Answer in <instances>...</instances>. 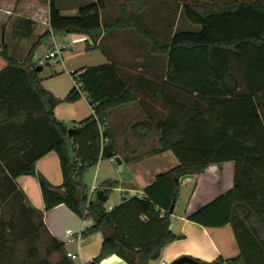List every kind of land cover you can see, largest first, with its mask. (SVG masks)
I'll return each mask as SVG.
<instances>
[{"label":"trees","instance_id":"16d2710c","mask_svg":"<svg viewBox=\"0 0 264 264\" xmlns=\"http://www.w3.org/2000/svg\"><path fill=\"white\" fill-rule=\"evenodd\" d=\"M42 2L49 5L54 34L88 35L94 42H87L90 50L97 47L103 28H134L153 55L166 56L167 70L160 77L117 62L82 67L81 81L94 113L69 134L55 108L81 95L73 88L64 99L56 97L43 87L39 64L32 63L35 50L51 33L39 37L25 63L12 58L4 44L0 185L8 195H20L35 225L46 232L44 214L60 204L91 219L93 224L83 235L102 232L97 263L116 254L126 264H149L178 238L169 228L170 209L179 193L176 177L233 162L232 187L187 212L186 218L204 227L232 226L240 254L219 257L218 264H264V0H179L180 14L198 28L171 32L168 41H161L129 13L131 2L141 11L146 0H126L111 24L102 21L106 0L81 7L76 16H63L56 0ZM129 102H136L146 115L131 125L134 137L144 140L157 131L160 149L172 151L179 164L158 174L142 195L107 210L104 202L89 196L84 174L99 160L116 156L106 142L108 119L114 107ZM51 151L60 160V185H53L36 168ZM21 175L37 176L43 210L28 204L15 181ZM51 239L59 250L64 248V242Z\"/></svg>","mask_w":264,"mask_h":264},{"label":"crops","instance_id":"0c3cea01","mask_svg":"<svg viewBox=\"0 0 264 264\" xmlns=\"http://www.w3.org/2000/svg\"><path fill=\"white\" fill-rule=\"evenodd\" d=\"M95 1L56 0L57 6L63 16H76L81 7ZM148 2L149 0H146V6L141 11L137 10V5H135L136 10L132 11V6L135 3L131 2L128 10L140 23L147 21L150 28H153L148 19ZM120 5L121 3L117 5L116 9L111 10L110 2L106 0V8L102 11L103 23L111 24L119 17ZM164 24H161L162 32L156 31V34H158V38L161 41L163 39L168 41L170 29H167ZM163 31L166 34L164 36L162 35ZM47 32L51 33L50 37L46 39L48 46H52L57 36H61L64 41L70 36L71 40L67 43L72 48V54L66 50L67 59L65 58V61L70 66H73L71 59L75 55L74 47L77 50V54H80L87 50V42L94 43L93 39L85 34H54L50 27L49 5L42 2V0H20V2L17 0H0V51L3 49V45L6 44L9 55L18 62L25 63L39 37ZM96 45L107 55V62L132 65L138 67L139 70H148L160 77H164L166 74V56L153 55L150 52L148 41L134 28L108 30L103 28ZM47 54L45 55V59H48ZM69 54L71 55L69 56ZM42 59V57L35 58L33 56L32 63L41 65L43 70L44 61ZM6 64L7 61L0 55V70ZM84 65L90 66L88 64ZM66 67L69 68L68 66ZM74 67H82V64ZM61 69V67L54 69L44 76L41 74L42 70L39 72L43 79V87L56 97L64 99L74 88V85L70 75ZM92 114V107L88 100L83 97L75 102H62L55 108L57 119L64 124L65 122H70V126L66 125L69 128L77 126L79 122ZM145 118V113L136 102L124 103L111 110L106 128V142L113 145L114 153L116 157H119L121 163L118 164L116 162L119 166L117 170L110 163L103 165L101 160L96 165L91 166L96 167L91 185L89 186L85 182L89 189L90 197L96 196L97 189L108 190V199L113 190L121 191L122 197L123 195L127 197L142 195L144 188L153 183L158 174L167 172L179 164V160L174 153H170V150L160 149V134L157 131H153L144 140H138L134 137L131 132V125ZM108 160L112 162L110 159ZM36 168L53 185L62 184L63 174L60 160L54 151L41 157L36 163ZM124 168H127V170L124 173H119ZM233 176L234 163L225 162L223 164H211L203 172L193 174L192 177L186 178L183 183H179V193L171 216L172 227L170 229L178 238L163 249L159 259L152 260L149 264H162V262L168 264L184 255L206 263H214L219 257L226 260L235 258L240 254L235 234L230 224L223 227H204L186 218L187 212L205 205L230 189L233 185ZM15 181L32 207L38 210L45 208L40 184L35 176L21 175ZM93 187L96 188L94 192L92 191ZM208 195H211L209 199H207ZM180 199L181 204L186 207L184 206V210L172 220ZM121 200L122 198L114 205H109V208H107L106 202H104L106 209L111 210L113 207L119 205ZM61 214H67L71 218L77 217L79 220L77 226H80V229L75 231L69 227V224L62 223V220L59 218ZM88 221L89 224L87 223V219H82L65 204H60L46 211L44 214V223L49 235L64 243L69 242L68 240L73 238L81 229L84 233L86 229L92 226L93 221L91 219H88ZM67 229H72L75 234L67 235ZM83 239L84 243L82 244ZM70 242L77 243V251L68 252L77 253L81 264H87L99 254L103 242V234L102 232H95L89 234L87 238H84L82 234L80 242L76 240ZM98 264H126V262L120 256L112 254L102 259Z\"/></svg>","mask_w":264,"mask_h":264},{"label":"rangeland","instance_id":"374dc122","mask_svg":"<svg viewBox=\"0 0 264 264\" xmlns=\"http://www.w3.org/2000/svg\"><path fill=\"white\" fill-rule=\"evenodd\" d=\"M125 1L126 0H109L111 10L116 9L119 3L123 4ZM135 5L136 4L132 6V11L136 10ZM147 12L149 14L148 19L153 28H150L147 21H142L141 24L152 32H162L161 24L163 23H165L164 25H166L167 29H170V33L186 29L196 30L198 28V26L195 28L196 26L189 23L180 14L179 0H149ZM162 35H166L165 32L162 33ZM55 39L57 43H67L71 40L70 36H68L65 41L61 36H57ZM52 48L53 44L52 46H48V44H46V40H44L34 53L35 58H43L44 69L41 71L43 76L49 74L54 69L60 68L54 59H45V55ZM67 50L72 54V48L70 46ZM74 53L75 55L72 56L71 59L73 66L68 65L67 61H65L66 66L69 68L78 69L84 67V64L92 66L107 63L108 61L107 55L104 54L98 47L86 50L84 53L80 54H77V50L74 47ZM71 54H69V56ZM65 58L67 59V53L65 54ZM81 64L82 67H74ZM65 73L67 72L65 71ZM65 125L70 126L71 123L65 122ZM170 153L173 152L171 151ZM101 163L103 165L110 163V165L116 170L119 167L117 163L109 162L106 158L101 159ZM95 168L96 167L89 168L86 171V175L84 174V183L86 182L89 186L91 185ZM125 170H127V168H124V170L119 173H124ZM35 177L38 180L37 176ZM110 194V198L106 201L107 208H109V205H114L122 198V192L119 190H113ZM210 196L211 195H208L207 199H209ZM29 205H31V203ZM184 206L185 205L181 204L180 199L172 220H174L175 217L182 210H184ZM25 207H28L27 203L20 195L10 197V195H8L5 191V185L4 187L0 185V264H81L79 256L75 258L67 256L68 251H77V243L66 242L64 243V248L59 250L53 243L51 235H49L43 228H38V226L35 225L37 221L30 216V214L25 210ZM59 218L62 220V223L69 224V227L73 230L76 231L80 229V226H77V223L79 222L77 217L71 218L67 216V214H61ZM87 223L89 224L88 219ZM88 236L89 235H84V238H87ZM83 243L84 239L82 241V244Z\"/></svg>","mask_w":264,"mask_h":264},{"label":"built area","instance_id":"2783aa9c","mask_svg":"<svg viewBox=\"0 0 264 264\" xmlns=\"http://www.w3.org/2000/svg\"><path fill=\"white\" fill-rule=\"evenodd\" d=\"M69 44L66 42H61L57 43L56 41L53 42V48L50 49L49 53L47 54L48 59H54L56 63L63 69L65 70L71 77L73 81V85L75 90L81 95V97L87 99L86 93L84 91V86L83 82L81 81V75L83 73V70L81 68H67L65 65V53L66 50L68 49ZM94 113V111H93ZM110 161L112 162H117L116 161V156H113L110 158ZM96 190L95 187L92 188V191L94 192ZM129 197L123 195L122 200H126ZM121 200V201H122ZM111 208V207H110ZM67 235H74V231L72 229H67L66 230ZM83 234V230L81 229L73 238L69 239L68 241H78L80 242L81 237ZM68 257L75 258L78 256V254L73 253V252H67ZM162 264H165V262H162Z\"/></svg>","mask_w":264,"mask_h":264},{"label":"water","instance_id":"95a60500","mask_svg":"<svg viewBox=\"0 0 264 264\" xmlns=\"http://www.w3.org/2000/svg\"><path fill=\"white\" fill-rule=\"evenodd\" d=\"M37 70L41 71L42 70V66L39 65L37 67ZM75 130H76L75 128L71 127V128L68 129V132H69V134H72ZM116 161H117L118 164L121 163V160L119 159V157H116ZM192 176H193V173H187V174H184V175H182L180 177H176V181L178 183H183L186 178H190ZM96 196L102 202H106L108 200V197H109V195L106 194L103 189H97ZM176 201H177V198L175 197L174 201L172 203L171 209H170V213H173ZM171 227L172 226L170 225L169 228L171 229ZM186 263L196 264V263H198V261L195 258L191 257V256L184 255V256H181V257L177 258L176 260H174L170 264H186ZM87 264H98V263L95 260H92V261H90ZM202 264H218V263L217 262H214V263L203 262Z\"/></svg>","mask_w":264,"mask_h":264}]
</instances>
